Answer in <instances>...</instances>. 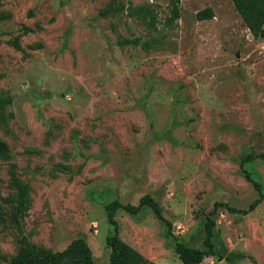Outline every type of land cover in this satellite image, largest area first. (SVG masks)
<instances>
[{
  "label": "rangeland",
  "instance_id": "obj_1",
  "mask_svg": "<svg viewBox=\"0 0 264 264\" xmlns=\"http://www.w3.org/2000/svg\"><path fill=\"white\" fill-rule=\"evenodd\" d=\"M154 11L149 27L131 8ZM0 0V264L23 249L46 258L83 236L95 264L107 262L118 209L119 236L145 258L183 264L175 239L203 248L205 214L218 205L212 241L221 255L200 264H264V37L254 39L231 0ZM211 8L212 16L196 13ZM122 39L138 43L119 44ZM150 42L149 46H145ZM29 187L20 227L5 198L12 178ZM20 228V229H19Z\"/></svg>",
  "mask_w": 264,
  "mask_h": 264
},
{
  "label": "trees",
  "instance_id": "obj_2",
  "mask_svg": "<svg viewBox=\"0 0 264 264\" xmlns=\"http://www.w3.org/2000/svg\"><path fill=\"white\" fill-rule=\"evenodd\" d=\"M236 11L241 17L243 23L249 30L254 39L264 37V0H231ZM171 6V15L168 16L167 22L171 23L178 19L180 16V0H168ZM130 14L139 15L141 19L151 28L155 27V14L154 11L144 5H139L131 8ZM212 16L211 8H205L196 13L197 18H209ZM139 39H122L119 44L138 43ZM150 42H146L145 46H149ZM11 103V97L0 96V108L3 109ZM263 157L264 155L247 154L243 160L255 159L256 157ZM10 157V151L5 142L0 140V158L6 159ZM244 176L247 180L251 181L255 190L258 192V197L255 198L246 209H237L229 207L222 202H216L214 208L205 214L204 221V238L203 248L189 247L183 242L175 239V252L182 261L183 264H200L207 256L221 255L214 249L212 241L213 228L215 226V220L212 218V214L215 212L218 205H223L231 212H241L247 214L254 210L256 206L261 202L263 193L261 192L260 184L254 181L249 172L244 171ZM12 186L17 191L16 197L5 198V203L11 208L9 220L13 225L20 227V216L24 208L26 207L28 198L27 193L29 187L27 184L22 183L17 177L12 178ZM149 207L155 214L158 220L162 221L167 227V234L173 236L172 222L163 215V209L161 205L150 194H144L140 197L136 205L131 203H121L118 199H114L105 204V210L107 212V221L113 227L112 234L106 236V246L110 249L108 260L102 264H159L145 258L136 248L132 247L126 241L119 236L118 222L115 218V213L118 209H123L127 213L132 215L138 214V212L144 208ZM7 218L0 210V221L5 223ZM20 229V228H19ZM22 242L24 247L20 252L11 259L9 264H95L93 260V254L90 246L83 236L73 239L64 249L60 251H54L50 253L46 258H42L34 244H32L26 236L22 234Z\"/></svg>",
  "mask_w": 264,
  "mask_h": 264
},
{
  "label": "crops",
  "instance_id": "obj_3",
  "mask_svg": "<svg viewBox=\"0 0 264 264\" xmlns=\"http://www.w3.org/2000/svg\"><path fill=\"white\" fill-rule=\"evenodd\" d=\"M204 260V259H203ZM161 264V263H160Z\"/></svg>",
  "mask_w": 264,
  "mask_h": 264
}]
</instances>
